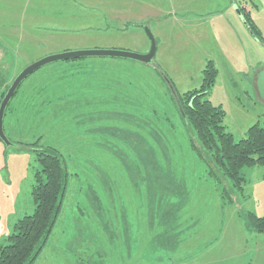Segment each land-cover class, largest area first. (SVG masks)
I'll return each mask as SVG.
<instances>
[{"label": "rangeland", "instance_id": "1", "mask_svg": "<svg viewBox=\"0 0 264 264\" xmlns=\"http://www.w3.org/2000/svg\"><path fill=\"white\" fill-rule=\"evenodd\" d=\"M56 1L62 10L51 24L54 0H0V100L25 66L54 52L144 53L148 26L156 53L147 65L57 61L21 82L3 117L11 144L0 140V245L15 222L32 213L36 154L51 146L69 175L33 264H264V234L243 219L248 211L264 215V165L244 168L248 180L241 191L233 188L191 147L170 97L175 91L169 93L155 68L183 94L200 87L212 60L218 75L207 99L225 111V131L235 140L245 137L249 126L264 125L255 83L264 44L239 14L249 13L264 37V0H108L106 11L81 0ZM95 8L105 11L107 29L98 22L76 28V20L87 17L81 13L89 9L92 16ZM65 16L69 28L43 27L62 24ZM104 31L106 44H95Z\"/></svg>", "mask_w": 264, "mask_h": 264}, {"label": "trees", "instance_id": "2", "mask_svg": "<svg viewBox=\"0 0 264 264\" xmlns=\"http://www.w3.org/2000/svg\"><path fill=\"white\" fill-rule=\"evenodd\" d=\"M240 13L253 38L264 44V37L249 13L241 9ZM105 58L85 57L65 60L62 63ZM155 68L161 81L167 84L169 93L175 91L176 96L171 93L170 97L189 135L191 147L197 150L200 156L203 151L208 162L217 167L215 168L220 175L227 178L233 188L241 191L248 180L243 174V169L264 165V125L256 122L249 126L245 137L239 140H235L232 133L225 131L222 124L225 111L220 105H214L207 99L218 75L212 60L205 64L200 87L183 94L176 91L172 81L159 66ZM193 136L200 144V150L196 148ZM34 150L37 152V149ZM36 155L39 168L35 171L31 189L34 208L31 214H25L15 222L7 243L0 245V264H33L52 230L65 195L69 174L61 154L57 149L47 146L39 149ZM243 219L247 228L264 234V215L257 216L248 211L243 215Z\"/></svg>", "mask_w": 264, "mask_h": 264}, {"label": "water", "instance_id": "3", "mask_svg": "<svg viewBox=\"0 0 264 264\" xmlns=\"http://www.w3.org/2000/svg\"><path fill=\"white\" fill-rule=\"evenodd\" d=\"M241 21L246 26V23L241 15L239 14ZM247 28V26H246ZM248 29V28H247ZM145 34L147 35L150 41L149 50L145 53H137L128 50H121V49H103V48H83V49H76V50H65L58 53L49 54L42 58H39L27 66H25L14 78L11 82L10 86L8 87L6 93L4 94L1 102H0V140L4 142L5 145H10L11 142L7 138L4 129H3V117L5 113V109L13 97L14 93L16 92L17 88L21 84V82L31 73L38 70L39 68L54 63L57 61H65L70 59H77V58H85V57H106V58H118V59H126V60H133L142 64H152L155 53H156V40L148 28V26H144ZM256 87L259 96L264 100V68L259 70L256 74Z\"/></svg>", "mask_w": 264, "mask_h": 264}, {"label": "crops", "instance_id": "4", "mask_svg": "<svg viewBox=\"0 0 264 264\" xmlns=\"http://www.w3.org/2000/svg\"><path fill=\"white\" fill-rule=\"evenodd\" d=\"M55 2L53 3L52 2V5H50V7H49V11L48 12H50V14H51V16H50V18H48V19H50V22H51V24H52V22H53V24H54V22L56 23V15H55V13H57V12H59L60 13V11L62 10V9H60L59 8V5H61V4H58L57 3V1L56 0H54ZM59 2H61V1H63V0H58ZM95 1H98L97 3H95L94 2V0H81V1H79V3H80V5L81 6H87V7H91V9L93 10V7H94V5L96 6V5H100V8L101 7H103L104 9H105V11L107 10L106 9V7H104V4H108L107 3V1L108 0H95ZM113 4H115L116 5V0H114L113 1ZM115 5H112V6H114V8H115V10H116V7L117 6H115ZM97 7V6H96ZM96 9L95 8V13H93V15L91 16L90 15V12H88L89 11V9L87 10V12L85 11V13L84 12H82L81 14H86V16L87 17H84V15H83V17H80L78 20H76L77 21V25H76V28H86V27H91V26H93V25H90V24H88V23H99L100 25H102L103 26V28H106L107 29V26H106V22H108L109 20L107 19V20H105V17H102L101 15H103L104 14V10L103 9ZM117 9H119L118 7H117ZM80 11V10H79ZM78 11V13H80ZM97 11V12H96ZM101 12V13H100ZM58 20H59V18H58ZM89 20V21H88ZM88 21V22H87ZM111 21V20H110ZM150 21V20H149ZM58 22H61L62 24H55V25H45V26H43L45 29H47V28H57L58 27V25L60 26V27H62V28H69L70 27V24L69 23H71V18L70 17H67V16H65V18L63 19V20H61V21H58ZM109 23V22H108ZM53 26V27H52ZM145 33V32H144ZM153 34V33H152ZM66 35H68V36H70L71 34H66ZM74 35V34H73ZM75 35H79V34H75ZM108 35H109V33L107 32V31H104V32H102L101 34H97V36L94 38L95 40H97V41H95V44H106V43H104V41H100V38L101 37H108ZM79 36H81V35H79ZM147 36V35H146ZM148 38V37H147ZM155 38V37H154ZM99 41V42H98ZM148 41H149V39H148ZM80 44H83L82 42L80 43ZM149 44H150V41H149ZM102 46V45H101ZM150 47V46H149ZM83 48H85V47H83ZM82 48V49H83ZM92 48V47H91ZM78 49H81V48H78ZM71 50V49H70ZM63 51H65V50H63ZM61 52V51H60ZM55 53V52H54ZM145 53V52H144ZM255 83H256V79H255Z\"/></svg>", "mask_w": 264, "mask_h": 264}]
</instances>
